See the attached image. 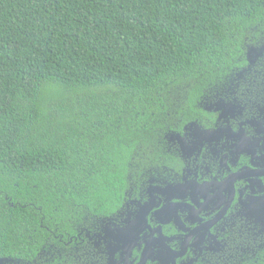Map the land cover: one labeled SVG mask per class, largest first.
<instances>
[{
	"label": "trees",
	"instance_id": "16d2710c",
	"mask_svg": "<svg viewBox=\"0 0 264 264\" xmlns=\"http://www.w3.org/2000/svg\"><path fill=\"white\" fill-rule=\"evenodd\" d=\"M263 41L264 0H0V264L116 219Z\"/></svg>",
	"mask_w": 264,
	"mask_h": 264
},
{
	"label": "flooded vegetation",
	"instance_id": "af4514ba",
	"mask_svg": "<svg viewBox=\"0 0 264 264\" xmlns=\"http://www.w3.org/2000/svg\"><path fill=\"white\" fill-rule=\"evenodd\" d=\"M261 45L251 49L249 64L231 80L206 90L195 119L164 133L174 152L169 173L149 183L112 222L45 242V264L259 263L264 41ZM173 113L178 126L179 112Z\"/></svg>",
	"mask_w": 264,
	"mask_h": 264
}]
</instances>
